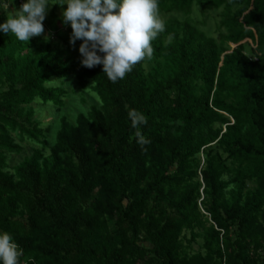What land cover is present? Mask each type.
Segmentation results:
<instances>
[{"label":"trees","instance_id":"16d2710c","mask_svg":"<svg viewBox=\"0 0 264 264\" xmlns=\"http://www.w3.org/2000/svg\"><path fill=\"white\" fill-rule=\"evenodd\" d=\"M39 3L0 0V264H264V0Z\"/></svg>","mask_w":264,"mask_h":264},{"label":"rangeland","instance_id":"374dc122","mask_svg":"<svg viewBox=\"0 0 264 264\" xmlns=\"http://www.w3.org/2000/svg\"><path fill=\"white\" fill-rule=\"evenodd\" d=\"M36 1H40L41 3V6H35L34 7V12L35 14L37 15H41L42 16V11L44 12L45 14V18H48L50 16V13L53 11L54 9V6L53 5H49L47 6L46 3H45V0H36ZM56 14L58 15L59 17V20L61 22H64L65 20V14L62 10V8H59L57 9L56 11ZM112 14H113V11L112 10H106L105 11V16L106 17H112ZM217 12H214L212 13V16L214 15V18L217 19ZM89 16V15H88ZM86 17H84L85 19ZM80 18H77L75 20H79ZM137 19V18H135ZM195 19H198V20H201L202 19V15L200 14H197L195 16ZM37 20L33 21V25L29 26V28H31L32 30V36H44L46 37L48 40L50 41H53L55 39V35L53 34V29L50 25H48L46 22L45 23H39V25H35ZM208 26L212 29V30H215V23L212 21V19H209L208 20ZM60 27V30L63 31L62 34V37H68V39L70 41H72L74 39V33H70V29L68 27H65V26H58ZM47 35L50 37L48 38ZM43 37V38H44ZM71 87H74V83L72 82L71 83ZM76 94H71V96L69 97V110L66 112V116L68 118V120H70L71 122H75L76 121V118H77V115L81 112H85L89 109V107L96 103L97 101L95 100V98L91 95H87L86 96V101L83 102L81 101V97L79 96L80 93L78 91H75ZM39 115H42L43 117H45L44 119V124H48L49 122H52L54 120V118H59L62 116V114H60L59 111H57L56 109L53 110V111H42ZM53 140V139H52ZM22 146L25 148V152H23L20 156H12L11 157V162H12V165H17L19 163H21L24 158L28 155L31 154L32 152V143L30 142H22Z\"/></svg>","mask_w":264,"mask_h":264}]
</instances>
